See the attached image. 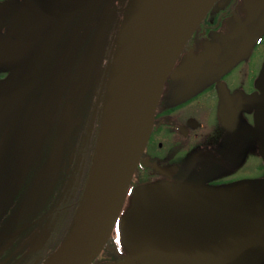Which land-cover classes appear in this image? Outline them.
<instances>
[{"label": "flooded vegetation", "instance_id": "af4514ba", "mask_svg": "<svg viewBox=\"0 0 264 264\" xmlns=\"http://www.w3.org/2000/svg\"><path fill=\"white\" fill-rule=\"evenodd\" d=\"M130 2L0 0L2 9L16 6L23 11L16 16L8 9V24H0V137L2 127L12 120L1 149V156L6 155L11 163L4 171L8 185L27 178L25 159L36 134H46L49 141L44 124L35 130L27 128L32 107L51 91L58 108L53 145L44 152L39 167L42 184H37L35 176L31 178L34 189L25 181L23 187L7 186L1 192L0 264H9L13 257L42 264L41 254L53 224L64 214L74 223L81 211ZM56 28H60L58 36L42 55ZM14 45L19 49L11 51L9 47ZM39 87L44 96L34 101ZM263 97L264 0H214L163 84L152 129L116 222L91 264H229L247 253L264 260V207L258 189L251 186L257 183L264 188L258 130ZM68 122L74 126L65 139ZM12 136L20 143L6 152ZM54 152L59 154V166L52 173L47 165ZM157 184L185 186L188 197L203 187L238 188L237 196L220 205L252 203L253 211L242 221L203 238L154 246L136 242L130 249L122 240L121 228L132 194ZM14 220L24 223L9 228L8 222Z\"/></svg>", "mask_w": 264, "mask_h": 264}, {"label": "water", "instance_id": "95a60500", "mask_svg": "<svg viewBox=\"0 0 264 264\" xmlns=\"http://www.w3.org/2000/svg\"><path fill=\"white\" fill-rule=\"evenodd\" d=\"M213 1L131 0L114 56L88 191L66 239L44 264H91L106 244L152 129L163 84ZM59 30L47 40L42 55ZM71 122L65 139L74 126ZM258 130L264 154V97ZM58 166L59 154L54 152L47 170L54 173ZM187 190L180 184H157L134 191L121 228L124 244L131 249L136 242L154 246L203 238L242 221L253 211L252 203L220 205L237 196L238 188L203 187L193 190L194 197H188Z\"/></svg>", "mask_w": 264, "mask_h": 264}, {"label": "rangeland", "instance_id": "374dc122", "mask_svg": "<svg viewBox=\"0 0 264 264\" xmlns=\"http://www.w3.org/2000/svg\"><path fill=\"white\" fill-rule=\"evenodd\" d=\"M8 9H10L9 14H14L16 16H20L21 12L23 13V11H17L16 6L14 7H7L6 9H2L0 8V22L2 21V25H6L7 23V19H5V15L8 12ZM8 24V23H7ZM13 27V24L11 25H7L4 29V32L9 31L10 28ZM36 94L34 95V101L35 99H39L42 96H44V92L42 91V89L37 88L36 89ZM55 95L56 94H52L51 91L48 92V97L47 98H43L42 100L39 101V103L36 101V106L32 107L31 110V118L28 122L27 128L30 127L31 130H35L34 128L36 126H39V128H41L42 124L45 125L46 129L49 130V141L47 142V136L44 137L46 134H44L43 136L41 135V133H37L36 134V138L34 142H32V148L30 151V154L28 155V157L25 159V166L27 167V178L25 179L24 177L18 179L16 181V183L14 184V186L8 185V181L6 176L4 175V171L7 170V167L11 166V163L8 164L6 159H8V157H6V155L1 156L3 152H1V149L3 148V146L5 145L4 142L6 140V136L11 128V122L12 120H9L7 122V124H5L2 127V131L1 134H3V136L0 137V195L2 190L8 186V188H11L13 186V188H20L24 186L25 181H27V183L29 184V187L33 189L35 188V186L32 184L31 182V178L36 176V182L37 184H42L43 180L41 178V173L39 174V172L41 171V169L39 168L42 165V161L45 157V151L46 149L49 147H52L53 145V136L54 133L56 132V122L54 121V117L58 118V116L56 115L57 113H55V109H58L56 107L55 104ZM62 110V109H60ZM63 116V115H62ZM51 118L49 119V122H47L45 120V118ZM83 127V125L81 126V128ZM21 128L24 129L25 128V124L24 121H22L21 123ZM6 129V130H5ZM55 129V130H54ZM80 130V129H79ZM46 133V130H45ZM44 137V138H43ZM11 139V140H10ZM9 139V143L13 141L11 147L10 145L7 146V148H5V151L7 152L8 149L12 150V148H16L18 147L20 141L17 139V137H11ZM7 142V143H8ZM47 142L48 145H46L45 143ZM26 145V143L24 144ZM14 148V149H15ZM13 149V150H14ZM9 150V151H10ZM3 159L5 162H3ZM18 166V163H14V167L16 168ZM42 167V166H41ZM11 172V169L10 171ZM40 175V177H39ZM28 184L26 186H28ZM251 186L253 187L254 190L258 189L257 192L261 197V203L264 207V188L260 187L262 185L257 184V183H251ZM257 186V188H256ZM29 191H32L31 189H29ZM35 198H39V200H41V197L39 194L35 195ZM24 222H20L19 220H14V221H10L8 222V224L11 226L9 228H15L16 226H20L21 224H23ZM6 227H8L7 225H5ZM73 226V221L68 217L67 214L61 215V217L53 224L52 226V231L50 233L49 238L46 241V247L45 250L43 251V253L41 254L42 259H47L49 258L62 244L63 240H65L66 236L68 235V233L70 232L71 228ZM23 237H20V240H22ZM3 244V241L0 240V245ZM7 254V253H6ZM5 255L4 253L1 254ZM30 259L28 258L25 262H23L21 260L20 257L16 258L13 257L12 259H9V264H33V261H29ZM229 264H264V260H261L260 258H256L254 255L252 256L251 254H244L242 256H240L239 258L232 260Z\"/></svg>", "mask_w": 264, "mask_h": 264}]
</instances>
